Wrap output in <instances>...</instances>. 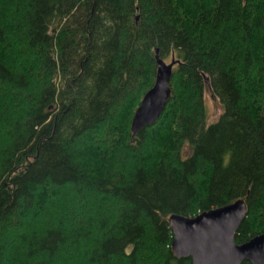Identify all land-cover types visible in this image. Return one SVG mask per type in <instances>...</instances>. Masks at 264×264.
<instances>
[{
    "label": "trees",
    "instance_id": "trees-1",
    "mask_svg": "<svg viewBox=\"0 0 264 264\" xmlns=\"http://www.w3.org/2000/svg\"><path fill=\"white\" fill-rule=\"evenodd\" d=\"M245 197L235 244L264 233V0H0V264H190L167 218Z\"/></svg>",
    "mask_w": 264,
    "mask_h": 264
},
{
    "label": "water",
    "instance_id": "water-1",
    "mask_svg": "<svg viewBox=\"0 0 264 264\" xmlns=\"http://www.w3.org/2000/svg\"><path fill=\"white\" fill-rule=\"evenodd\" d=\"M155 64L154 83L142 96L130 121L133 135L157 121L169 98V81L176 62L171 59L165 63L155 56ZM245 199L189 218L170 215L167 223L173 256L189 259L190 264H264V233L242 244L234 242L236 230L246 215Z\"/></svg>",
    "mask_w": 264,
    "mask_h": 264
},
{
    "label": "rangeland",
    "instance_id": "rangeland-1",
    "mask_svg": "<svg viewBox=\"0 0 264 264\" xmlns=\"http://www.w3.org/2000/svg\"><path fill=\"white\" fill-rule=\"evenodd\" d=\"M22 45L23 44L21 42H14V43L7 42V43H5V47H6V49H5V56L6 55L7 56L13 55L15 53L18 54V56L20 54H22V56H25V53H24L23 49L21 48ZM16 50H17V52H16ZM164 62L165 63H168L169 61L168 60H165ZM205 105H206V108L208 110L209 120L215 121L217 119V116L221 112L220 107L214 101L210 100L208 98V96L205 97Z\"/></svg>",
    "mask_w": 264,
    "mask_h": 264
}]
</instances>
